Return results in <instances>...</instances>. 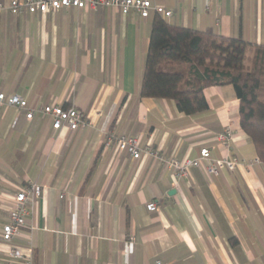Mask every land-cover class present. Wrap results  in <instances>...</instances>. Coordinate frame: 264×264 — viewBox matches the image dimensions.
Masks as SVG:
<instances>
[{
	"label": "crops",
	"instance_id": "1",
	"mask_svg": "<svg viewBox=\"0 0 264 264\" xmlns=\"http://www.w3.org/2000/svg\"><path fill=\"white\" fill-rule=\"evenodd\" d=\"M151 1L171 11V24L264 44V0ZM154 15L0 12V92L31 107L73 104L89 121L57 131L47 116L0 105V226L17 187H42L27 219L35 228L14 241L31 246L32 264H264V162L209 175L189 167L176 178L154 156L134 159L108 142L140 136L180 161L202 147L215 159L257 158L231 85L205 88L208 108L190 115L139 95ZM225 127L228 153L216 140ZM7 250L0 239V264Z\"/></svg>",
	"mask_w": 264,
	"mask_h": 264
},
{
	"label": "trees",
	"instance_id": "2",
	"mask_svg": "<svg viewBox=\"0 0 264 264\" xmlns=\"http://www.w3.org/2000/svg\"><path fill=\"white\" fill-rule=\"evenodd\" d=\"M213 85L233 87L239 124L264 162V44L174 25L155 13L139 95L172 99L190 115L208 108L203 91Z\"/></svg>",
	"mask_w": 264,
	"mask_h": 264
},
{
	"label": "built area",
	"instance_id": "3",
	"mask_svg": "<svg viewBox=\"0 0 264 264\" xmlns=\"http://www.w3.org/2000/svg\"><path fill=\"white\" fill-rule=\"evenodd\" d=\"M85 9L98 10L101 8H111L126 15L130 12H136L141 17H147L151 10L163 16H169L170 10L163 6L153 3L151 0H9L0 1V12L7 11L11 14L41 13L48 11H58L60 9ZM0 105L13 106L25 117L31 119L34 113L47 116L51 119V127L54 130L63 128L76 129L89 124V121L83 111L73 104H65L63 101L52 99L46 104L38 107H31L27 100L19 94L13 93L6 95L0 92ZM232 137L229 127H225L216 135L217 142L227 151ZM114 140L118 151H126L132 158H140L142 155L154 156L160 163L165 164L173 170L176 178L186 174L189 167H198L206 174H218L223 169L234 170L238 165H251L253 162H259L258 158L252 161L238 159L236 157L223 156L221 158L211 157L208 147L200 148L199 155L193 159L180 161L173 156H166L163 152L154 149L150 143L142 146L140 136L121 135L110 136L108 142ZM42 194V187L35 181H26L23 185L17 187L13 194L11 204L7 208L6 220L0 226V239L8 245L7 259L3 264H14L22 262L23 264H32L33 251L31 246L21 247L15 245L14 241L22 237L24 229H34L35 226L27 222L35 212L37 200ZM158 203L151 201L146 204L148 210H156ZM160 264V261H157Z\"/></svg>",
	"mask_w": 264,
	"mask_h": 264
},
{
	"label": "rangeland",
	"instance_id": "4",
	"mask_svg": "<svg viewBox=\"0 0 264 264\" xmlns=\"http://www.w3.org/2000/svg\"><path fill=\"white\" fill-rule=\"evenodd\" d=\"M245 63H246V64H248V62H247V61H246Z\"/></svg>",
	"mask_w": 264,
	"mask_h": 264
}]
</instances>
